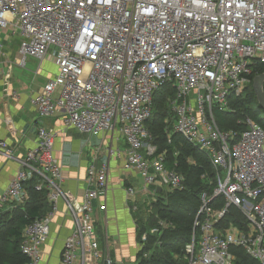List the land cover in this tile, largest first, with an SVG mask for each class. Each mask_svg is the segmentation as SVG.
<instances>
[{"label": "built area", "instance_id": "2783aa9c", "mask_svg": "<svg viewBox=\"0 0 264 264\" xmlns=\"http://www.w3.org/2000/svg\"><path fill=\"white\" fill-rule=\"evenodd\" d=\"M6 28L20 38L21 64L56 48V75L31 97L38 116H57L65 128L90 136L117 131L127 147L122 168L138 172L153 200L161 190L184 188V176L166 166L145 125L155 91L170 82L168 142L172 132L180 134L207 154L214 170L212 192L201 194L185 245L186 264H236L234 248L264 264V130L245 117L241 129L224 131L213 114L241 94L253 64H264V0H0V31ZM55 138L53 128L38 127L35 146L18 159L20 168L0 196V207L12 208L26 197L24 182L33 174L40 178L36 189L47 188L51 210L24 229L25 264L38 263L59 199L74 222L60 264H112L100 250L92 207L108 188V164L94 155L77 200L62 187ZM13 151L0 140V152L14 157ZM135 192L126 187L129 197ZM230 207L245 218V229L221 226ZM172 226L160 219L150 233ZM146 238L143 233L141 241Z\"/></svg>", "mask_w": 264, "mask_h": 264}, {"label": "crops", "instance_id": "0c3cea01", "mask_svg": "<svg viewBox=\"0 0 264 264\" xmlns=\"http://www.w3.org/2000/svg\"><path fill=\"white\" fill-rule=\"evenodd\" d=\"M0 42L4 45V55L0 56V140L14 150V157L0 152V196L20 168L18 159L35 146L38 127L53 128L56 132L54 155L62 167V187L77 200H81L87 168L94 155L97 163L107 162L108 188L92 202L100 250L108 251L117 264L133 263L141 244L134 215L138 208L133 210L132 207L148 197L142 191V179L138 172L122 168L127 152L123 137L117 131L90 136L65 128L57 116L39 117L31 97L56 75V48L50 47L42 58L27 56L21 64L19 36L5 30L0 33ZM129 185L136 189L131 197L126 194ZM55 205L49 236L41 247L37 264H60L64 241L74 227L65 201L59 199ZM9 208L5 204L0 211Z\"/></svg>", "mask_w": 264, "mask_h": 264}, {"label": "trees", "instance_id": "16d2710c", "mask_svg": "<svg viewBox=\"0 0 264 264\" xmlns=\"http://www.w3.org/2000/svg\"><path fill=\"white\" fill-rule=\"evenodd\" d=\"M250 81L239 96L232 94L228 99L227 110L213 109V114L221 130H239L243 127L238 121L251 118L264 130V110L258 105L253 89V79L264 71L263 63L252 65ZM174 96L170 82L158 88L153 96V109L145 122L157 152L166 156V166L175 168L184 176V188L166 192L161 190L150 203L138 202L135 212L137 237L141 247L132 264H186L185 245L189 242L193 221L200 206V196L212 192L209 180L214 176L213 167L207 154L189 144L180 134L172 132L168 142L167 128H171V114L168 104ZM202 174H206L202 177ZM40 178L33 174L24 182L26 197L13 202V207L0 211V264H25L29 258L20 249L26 225L51 210L47 199V188L36 189ZM160 219L169 220L173 226L159 233H150ZM231 223L245 229V218L235 207H230L221 219V226ZM147 234L145 241L141 235ZM237 254L236 264H260L249 258L243 250L233 249ZM146 254V255H145ZM100 264H106L101 261ZM112 264H117L113 261Z\"/></svg>", "mask_w": 264, "mask_h": 264}, {"label": "water", "instance_id": "95a60500", "mask_svg": "<svg viewBox=\"0 0 264 264\" xmlns=\"http://www.w3.org/2000/svg\"><path fill=\"white\" fill-rule=\"evenodd\" d=\"M253 89L258 101V105L264 110V71L254 77ZM158 191H160V189H158Z\"/></svg>", "mask_w": 264, "mask_h": 264}, {"label": "rangeland", "instance_id": "374dc122", "mask_svg": "<svg viewBox=\"0 0 264 264\" xmlns=\"http://www.w3.org/2000/svg\"><path fill=\"white\" fill-rule=\"evenodd\" d=\"M5 30L11 31L10 28H6V29L1 30L0 33H1V32H5ZM223 175H224V174H222V176H223ZM148 199L153 200L151 197H149ZM126 264H132V263H126Z\"/></svg>", "mask_w": 264, "mask_h": 264}]
</instances>
